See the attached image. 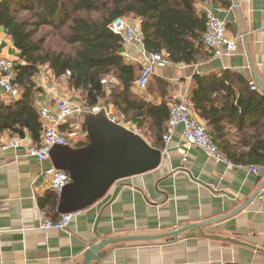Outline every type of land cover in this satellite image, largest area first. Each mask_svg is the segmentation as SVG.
I'll return each mask as SVG.
<instances>
[{"label":"crops","instance_id":"1","mask_svg":"<svg viewBox=\"0 0 264 264\" xmlns=\"http://www.w3.org/2000/svg\"><path fill=\"white\" fill-rule=\"evenodd\" d=\"M204 5L225 21L228 35L240 38L229 55H207L193 64L172 62L164 68H155L152 76L170 84L169 103L178 92L188 93L193 75L212 72L229 71L240 75L248 84L256 83L258 89L253 91L263 93L259 82L264 84V0H235V3L231 0L227 9L211 0H197L195 6L202 12ZM0 39L1 54L19 65V51L1 26ZM137 52L138 48L131 44H123L119 51L122 57L127 54L131 58L137 57ZM126 62H132L139 72L138 61ZM44 67H38L34 78L39 88L34 94L38 114L41 107L54 108L55 94L63 95L72 105L84 102L79 89L70 87L65 78L61 83L60 76L47 74L42 71ZM174 81L176 86L171 85ZM132 89L156 104L162 99L155 92L148 94L139 90L134 82ZM106 90L109 92L107 86ZM0 101L4 105L11 104L7 100ZM96 104L106 105L118 117L116 109L106 99H99ZM88 115L94 114L64 119L61 129L80 123L83 134L73 146L53 148L47 160L28 157L22 149H0V264H78L86 248L101 239L156 235L190 224L201 225L247 202L235 214L175 238L107 245L91 264H264V166L250 164L258 167V172L252 173L248 170L250 165L216 161L196 146L184 148L182 125L175 127L165 152L163 147L158 149L161 159L154 169L114 181L103 196L81 209L64 230L40 229L43 220L56 219L61 214L57 211L59 199L53 212L47 208L48 198L56 193L49 187L46 171L56 169L55 162H63L64 156L91 144ZM126 125L153 147L146 131L139 130L130 121H126ZM16 135L2 132L0 138ZM23 137L26 143L40 139L33 140L28 131ZM226 138L231 142L237 140L231 127L227 129ZM65 172L69 176L68 186L72 181ZM255 192L256 196L249 200ZM42 202L46 207L40 206Z\"/></svg>","mask_w":264,"mask_h":264},{"label":"trees","instance_id":"2","mask_svg":"<svg viewBox=\"0 0 264 264\" xmlns=\"http://www.w3.org/2000/svg\"><path fill=\"white\" fill-rule=\"evenodd\" d=\"M196 1L0 0V26L19 51L21 61L15 66L14 80L21 91L19 98L9 105L0 101V134L23 137L28 131L33 140L40 138L41 122L34 106L39 88L34 78L38 67L47 65L57 77L69 71L67 82L81 91L85 104L106 99L124 121L146 131L153 147L161 149L170 84L158 77L149 78L145 91L157 93L162 98L159 104L135 93L132 87L137 68L120 55L122 39L107 26L116 17L137 18L147 50L162 53L170 62L193 64L211 55L201 42L205 18ZM211 1L225 9L231 6V0ZM43 27L57 32L69 49H46L44 37H35ZM108 77L118 83L109 87L101 82ZM188 100L225 159L236 165L264 166L263 93L251 90L240 75L212 72L192 76ZM229 127L237 134L234 142L226 138ZM48 200L47 208L53 212L58 196L52 193ZM42 203L40 206L46 207Z\"/></svg>","mask_w":264,"mask_h":264},{"label":"built area","instance_id":"3","mask_svg":"<svg viewBox=\"0 0 264 264\" xmlns=\"http://www.w3.org/2000/svg\"><path fill=\"white\" fill-rule=\"evenodd\" d=\"M202 12L205 18V28L201 35L203 47L214 57H220L231 54L240 38L239 35H228L226 23L219 18L215 11L208 6H202ZM113 33L121 37L122 45L131 44L138 48L137 57L131 58L124 55L125 61L135 60L140 63L139 72L134 85L139 90H145V87L152 76L155 68H164L172 62L162 53L147 50L143 44V35L140 28V20L131 17H116L107 26ZM2 40L0 39V46ZM17 64L10 58L5 57L0 52V100H7L9 103L15 102L20 96V88L15 84V66ZM51 74L50 68L45 65L42 71ZM46 74V76H47ZM69 71L61 75L59 80L63 83V78L67 79ZM116 79H103L104 84H111ZM171 85L176 86V81ZM57 86V85H56ZM251 90H257L258 87L254 81L249 82ZM175 100L169 103V114L166 122V131L162 135L163 152L166 146L172 140V134L177 125H182V137L184 148L193 146L201 148L208 158L216 161L227 159L223 157L218 146L213 142L204 122L199 120L193 112V108L188 101L187 91L178 92ZM103 111L107 118L119 125L131 129L126 123L110 112L106 105H87L84 102L78 105H72L63 95L55 94L54 108L41 107L39 117L41 120L40 139L36 143H26L24 137L18 135L7 138H0V149H22L28 157L36 158L39 161L49 159L50 153L56 146H73L81 138L83 130L80 123H76L69 128L61 129L60 125L64 119L69 116H83L86 114H96ZM132 130V129H131ZM134 131V130H133ZM135 132V131H134ZM248 170L252 173L258 172V167L250 165ZM49 181V187L57 196L69 181L66 172L49 169L46 171ZM79 211L60 214L56 219L43 220L39 228L43 230L57 229L64 230L71 219Z\"/></svg>","mask_w":264,"mask_h":264},{"label":"water","instance_id":"4","mask_svg":"<svg viewBox=\"0 0 264 264\" xmlns=\"http://www.w3.org/2000/svg\"><path fill=\"white\" fill-rule=\"evenodd\" d=\"M235 3V0H232ZM236 5V4H235ZM235 9L237 7L235 6ZM252 67V64H251ZM260 88L264 94V84ZM88 132L91 144L71 155L64 156L63 162H55V168L67 171L72 183L63 188L58 196V213L65 214L80 211L103 196L112 183L120 178L136 175L154 169L160 162L161 151L151 147L138 133L110 121L103 111L88 115ZM69 188V191L67 189ZM257 192L249 198L253 199ZM248 200V201H249ZM63 203V209L61 205ZM248 203V202H247ZM231 212L206 221L201 225L190 224L177 230L156 235H133L101 239L86 248L78 264H91L101 256V249L119 242L150 241L163 238H175L188 230H200L201 226L218 222L229 217L245 205Z\"/></svg>","mask_w":264,"mask_h":264},{"label":"rangeland","instance_id":"5","mask_svg":"<svg viewBox=\"0 0 264 264\" xmlns=\"http://www.w3.org/2000/svg\"><path fill=\"white\" fill-rule=\"evenodd\" d=\"M35 37L36 38L44 37V41H45L44 46L46 49L50 51L63 52L69 49L63 43L62 38L58 36V33L53 30L48 29L47 27H43L40 30H38ZM51 74H53V72H51ZM118 118L120 119V121L122 120L123 123H126V121H124L119 115H118ZM56 147H59V146H56Z\"/></svg>","mask_w":264,"mask_h":264}]
</instances>
